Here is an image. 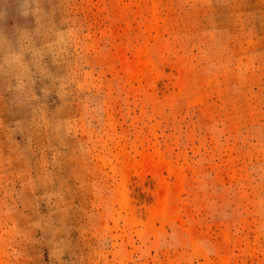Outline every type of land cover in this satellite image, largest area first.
Instances as JSON below:
<instances>
[{
    "label": "rangeland",
    "instance_id": "1",
    "mask_svg": "<svg viewBox=\"0 0 264 264\" xmlns=\"http://www.w3.org/2000/svg\"><path fill=\"white\" fill-rule=\"evenodd\" d=\"M0 264H264V0H0Z\"/></svg>",
    "mask_w": 264,
    "mask_h": 264
}]
</instances>
